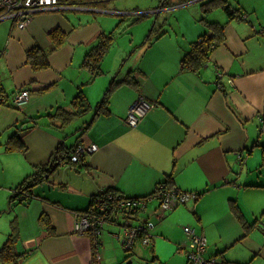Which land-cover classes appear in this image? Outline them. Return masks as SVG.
Returning <instances> with one entry per match:
<instances>
[{
	"label": "crops",
	"instance_id": "obj_1",
	"mask_svg": "<svg viewBox=\"0 0 264 264\" xmlns=\"http://www.w3.org/2000/svg\"><path fill=\"white\" fill-rule=\"evenodd\" d=\"M230 1L214 6L222 14L202 6V12L177 10L171 31L150 43L144 39L129 55L110 57L112 40L93 77L81 63L105 20H84L81 11L94 10L35 13L23 29L6 20L8 29L0 27V248L13 234L16 256L0 264H185L184 227L204 236L205 257L264 264V235L257 228L264 218V0ZM227 9L245 19L229 18ZM67 13H79L78 23ZM198 16L222 24L224 38L191 71L181 58L206 31ZM34 47L48 52L47 69L26 65L25 53ZM113 82L106 109L96 114ZM81 85L88 108L70 115ZM20 90L29 96L15 107L11 100ZM138 98L154 107L130 129L127 113ZM81 120V127L67 128ZM14 140L21 149L8 151ZM89 144L98 150L83 154L81 166L66 164V152ZM168 178L172 187L198 196L157 218L154 202L123 217L132 225L152 223L149 244L137 239L125 255L110 236L125 222L121 216L111 217L97 245L73 233L74 214L93 208L102 192L145 199ZM37 179L29 201L18 202L17 188Z\"/></svg>",
	"mask_w": 264,
	"mask_h": 264
},
{
	"label": "built area",
	"instance_id": "obj_2",
	"mask_svg": "<svg viewBox=\"0 0 264 264\" xmlns=\"http://www.w3.org/2000/svg\"><path fill=\"white\" fill-rule=\"evenodd\" d=\"M88 6L89 5L84 3L74 5L62 0H0V20L15 19L17 22L16 28L23 29L30 21L31 16L40 11L59 9L88 11L89 8H83ZM217 75L220 77L219 73H217ZM28 96L26 90H20L14 94L11 103L13 106L19 107L25 103ZM153 107L154 104L143 98H138L128 110L126 126L130 129L136 128L142 122L147 112ZM97 150L98 147L95 144H90L87 147L79 145L72 150L70 160L74 163L79 162L83 154H86V152H95ZM242 163L241 161L240 164ZM18 194L19 199L23 198V195H25L24 199L29 196L26 192H20ZM113 196L111 192L102 194L93 208L85 212L75 213L73 233L77 236L90 234L94 245H97V237L100 235L104 224L110 223L113 211H117L118 214H122L125 211L129 213L138 210L144 211L148 203L155 201L157 206L152 210V216L157 218L160 213H168L177 205L185 204L188 200H194L197 197L193 192H184L176 188L168 190L164 188V185H159L148 198H123L120 201H116L115 206L112 204L114 201ZM124 221L125 222L120 226L119 232L110 234V236L120 244L124 251L129 252L137 239H140L144 245L149 244V229L152 225L151 222L147 221L144 224L132 225L128 219ZM258 228L264 235V218H261L258 222ZM183 232L188 242L186 264H241L219 261L214 257H205L206 240L204 236L196 235L194 230L190 227H184Z\"/></svg>",
	"mask_w": 264,
	"mask_h": 264
},
{
	"label": "trees",
	"instance_id": "obj_3",
	"mask_svg": "<svg viewBox=\"0 0 264 264\" xmlns=\"http://www.w3.org/2000/svg\"><path fill=\"white\" fill-rule=\"evenodd\" d=\"M62 1L69 2V3L74 4V5L84 3V4L89 5L88 7H93L91 5H96L98 3H106L110 0H62ZM193 1H197V0H184L181 3L182 4H188L189 2H193ZM225 1H227V0H206L205 2L200 4V6H202L203 10L208 11L211 8H213L215 5H218L220 7H224ZM164 4H165V1L163 0V3L161 2L160 8L166 6ZM89 9H93V8H89ZM235 12H236L235 10H233L231 12L229 9L225 10V13L229 15V18L236 17L240 20L245 19L244 14H238L237 15V14H235ZM7 20L12 21L16 27L17 22L15 19H7ZM2 21H6V20H2ZM199 22L201 24H203V27L205 28L206 31L202 32L198 36V40H196L195 42H193L191 44L189 50L184 52V54L181 58L182 68L188 69L191 71H195L198 68L202 67L204 65V63L207 61L210 52L214 48H216L218 45H220L223 42V38H224V29H223L222 24H220L218 22L207 21V20L204 21L202 19H199ZM163 32H165V31H163ZM57 34H60V32L58 30L51 32L50 38L54 39ZM160 34L161 33H159L158 35H160ZM148 37H147V40H148ZM112 40H114V38L111 36V33L107 34V35L102 34V35L98 36L96 45L92 46L91 49L85 54V56L82 60V63H81V68L85 69L86 71H89L92 77L97 76L101 73L100 63L102 61V58L106 54L108 47L112 43ZM61 44H62V41L58 39L54 44L55 48L59 47ZM47 54H48V52L43 51L42 49H40L38 47H34L25 53V63L33 71L45 70L49 67V63L47 60V57H48ZM130 82H131V80H130ZM116 85L117 84L113 82L112 86L105 91V95L103 96L102 103L97 107L98 111L96 110V112H97L96 114H101L106 109V108L105 109H103V108H104V105H106L107 95L109 94V92L114 87H116ZM80 87H82V85ZM80 87L77 89L76 95L71 100L72 112L70 113V115H82L84 112V109L88 108L87 101H86V99L83 95L82 89ZM68 118H69L68 116L65 117V119H68ZM263 120H264V118H263ZM13 146H17L16 149H21L22 143L19 140H14L12 143L8 142L5 146V148L8 151L16 150L13 148ZM58 149H59V147H58ZM66 153L67 154L63 157L65 159H69V157H68L69 152H66ZM56 157H57V152H54L52 154L51 158L55 159ZM66 161H68V160H66ZM263 163H264V158H263ZM39 181H40V179L32 180L30 183H27V181L23 182L19 186V188H17L18 193L26 192L28 194L30 189L32 188V186L35 185ZM168 183H170L169 178L167 180H165L164 183H160V185H164V188H166L168 190L173 189L174 187H172ZM107 192H111L114 195L113 196L114 201L112 202V204L114 206L116 204L115 203L116 201H120L121 199L124 198L123 196H119L118 193L114 189L106 190V191L102 192V194H105ZM24 197H25V195H23V198H20L21 200L19 199V197H17L18 202H22V201L28 202L29 201L30 195L26 199H24ZM124 199H127V198H124ZM94 200H96V199L94 198ZM96 202H98V200H96ZM135 213H136V211H132L130 213L125 211L122 214L121 213L118 214L117 211H113V213L111 214L112 216L111 215L110 216L116 218L117 216L121 215L122 217L126 218V215L130 216V215H133ZM87 235L91 239V235L90 234H87ZM14 242H15V237L10 236L7 239V241L3 244V246L0 248V263H7V262H11L14 260V258L16 256L15 249L13 248ZM92 260L97 261L98 259L95 256H93ZM185 260H186V258H185ZM185 264H186V261H185Z\"/></svg>",
	"mask_w": 264,
	"mask_h": 264
},
{
	"label": "rangeland",
	"instance_id": "obj_4",
	"mask_svg": "<svg viewBox=\"0 0 264 264\" xmlns=\"http://www.w3.org/2000/svg\"><path fill=\"white\" fill-rule=\"evenodd\" d=\"M164 1H165L164 5L166 6L160 8L161 2L163 3V0H110L106 3H98L96 5H91L93 7H83V8H93L89 10H95V11L92 13L81 11V13L82 14L84 13L83 14L84 20L94 21L93 20L94 18L96 19L100 18L101 20H105L103 24V29H104L103 34L107 35L111 33V36L114 38L112 47L110 48L109 51L110 57L119 56L122 52H124L125 55H129V53L133 49H138V47H140L139 44H141L144 39L145 41L150 43L151 41H154L156 37L159 36L158 34L161 33L162 31H166V32L171 31V27L174 24V20L176 18L174 13L177 10H182L184 14H189L191 10H197L198 12H202L200 8V4H202L206 0H201L192 4H188L186 6H182L183 4L181 2L184 0H164ZM230 2L231 4H233L232 0ZM263 8L264 7L261 6L260 10H262ZM213 11H215V14H222L220 10L216 11L215 7H213ZM67 16L74 17L76 24L78 23L77 19L81 17L79 13H67ZM194 18L197 21H199L200 19L199 16ZM2 20H7V19H2ZM2 20H0V22ZM9 25H10L9 21H4L0 24V27L1 28L7 27L6 29H8ZM125 64L126 67L124 70V74L127 73L126 69L128 68L129 63L126 62V60H124L120 64L122 65V67ZM76 93L77 91L75 92L74 96L76 95ZM96 106L97 104H95L93 108V112L96 109ZM75 120H79V118H76ZM84 122L85 121L82 122L81 120L80 123L76 124L75 121L74 123L70 124L67 128L71 126L70 127L71 131H74L75 129L81 127ZM67 134L69 133L67 132ZM11 135L12 134H10V136ZM68 155H69L68 156L69 159L66 160L74 164V162H71L70 160L72 153L69 152ZM155 203L156 202L154 201V205ZM149 206L151 207L152 205L149 204ZM122 219L125 220L123 217ZM119 220H121L120 217ZM106 225L107 223L104 224V226ZM104 226L103 228H105ZM119 230L120 228L118 229L117 232H119ZM10 236H13V234H10ZM10 236H7V238L4 240V243L7 241V239ZM114 241L117 242L116 240ZM117 244L119 248L122 250L120 244L118 242ZM123 252L125 255H130V252H125V251ZM182 264H184V262Z\"/></svg>",
	"mask_w": 264,
	"mask_h": 264
},
{
	"label": "water",
	"instance_id": "obj_5",
	"mask_svg": "<svg viewBox=\"0 0 264 264\" xmlns=\"http://www.w3.org/2000/svg\"><path fill=\"white\" fill-rule=\"evenodd\" d=\"M88 11H92V10H88ZM94 11H95V10H94ZM43 12H47V11H40V12H38V13H43ZM236 158L239 159V160H237V162L240 164V162L242 161L240 155H239V154L236 155ZM18 195H19V194H18ZM18 195H17V197H18ZM181 205H184V204L177 205L175 208H177L178 206H181ZM156 206H157V204H156ZM156 206H155V207H156ZM175 208H174V209H175ZM172 210H173V209H172ZM172 210H171V211H172ZM171 211H170V212H171ZM257 228H258V224H257ZM258 229H259V228H258ZM127 264H130V262H128Z\"/></svg>",
	"mask_w": 264,
	"mask_h": 264
},
{
	"label": "bare ground",
	"instance_id": "obj_6",
	"mask_svg": "<svg viewBox=\"0 0 264 264\" xmlns=\"http://www.w3.org/2000/svg\"><path fill=\"white\" fill-rule=\"evenodd\" d=\"M71 152H72V151H71ZM95 152H96V151H95ZM66 164H68V165H70V166H72V167H74V168H77L78 166H81V165L83 164V161L80 160L79 162H76V163H74V164H72V163H70L69 161H67Z\"/></svg>",
	"mask_w": 264,
	"mask_h": 264
},
{
	"label": "flooded vegetation",
	"instance_id": "obj_7",
	"mask_svg": "<svg viewBox=\"0 0 264 264\" xmlns=\"http://www.w3.org/2000/svg\"><path fill=\"white\" fill-rule=\"evenodd\" d=\"M137 212V211H136Z\"/></svg>",
	"mask_w": 264,
	"mask_h": 264
}]
</instances>
